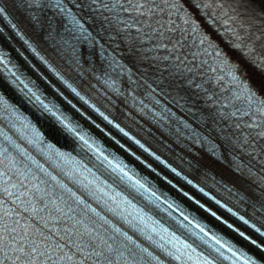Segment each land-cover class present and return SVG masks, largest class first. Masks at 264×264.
<instances>
[{
	"label": "snow or ice",
	"instance_id": "1",
	"mask_svg": "<svg viewBox=\"0 0 264 264\" xmlns=\"http://www.w3.org/2000/svg\"><path fill=\"white\" fill-rule=\"evenodd\" d=\"M197 7L203 8L205 14L211 13L212 23L222 26L236 49L244 50L249 56L258 58L256 62L264 67V0H200ZM0 25H2L0 35L6 29L15 30V35L19 36L28 49L38 56L46 66V71L51 73L54 79L46 75L41 67L32 65L42 77V81L46 82L45 89H42L37 84V80L25 77L17 70L15 64L10 65L2 52H0V73L19 89L23 98L38 114L39 119L47 120L62 135L67 134L73 140L79 141L81 148L101 159L105 167L111 168V172L115 173L114 178L125 187L134 189L156 209L166 211L161 208V204L167 203V210L180 211L183 219L188 223L183 224L178 221L179 226L193 236L197 235L193 229L199 228V231L204 233L199 239L209 245V248H211L209 244L211 240H215L221 249L225 247L218 237L209 236L205 227L196 222L195 218L185 214L180 205L167 200L162 201L161 195L148 178L140 177L136 169L125 163L115 152L105 154L99 146V141L85 130L76 118L84 119L86 114L85 111H81L78 103L74 102L77 98L78 101L99 112L108 125L117 129L128 141H134L148 156L154 157L160 164L165 163L159 155L151 152L139 140L129 135L119 123L109 119L91 104L76 86L25 39L20 31L21 26L47 41L59 57L66 61L68 71L78 73L82 81L81 86L91 89L94 95L99 92L97 85L123 95L119 88L121 77L125 78L124 83L133 90L147 86L151 90L148 96L152 99H155L152 93L156 91L153 84L159 87L161 92L172 89L171 102L201 130L193 127L188 120L176 116L171 109L164 110L167 116H162L160 113L156 115L161 119L172 117L176 122L175 132L178 138L184 137L191 141L192 145L198 146L217 160L223 161L226 156L229 157L236 173L250 181H256L259 191L252 190L250 194L249 192L241 194L227 185L224 187L231 195L238 197V202H246L251 208L252 215L264 223V97H260L255 90L246 85L243 91L233 93L226 104L220 102L219 107L212 108L213 104L218 103L215 99L217 92H213L212 89L224 80V76L210 75L216 71V68H213L203 57L211 55L218 58L217 67L227 66V75L231 77L233 83L239 79L236 66L230 64L224 53L204 34L197 22L185 11L181 0H6L5 5L0 6ZM160 50H163V54H160ZM20 55L24 56L23 52ZM24 59L27 60V57ZM28 63L31 64V61ZM97 67L103 70L102 75L98 74ZM92 78L96 80V84L92 83ZM140 103L143 105L141 111L148 107L143 101ZM155 103L159 104L160 101L155 100ZM225 106L235 110L225 113L221 111ZM12 109L14 108L4 97L0 96V114L4 110ZM12 113L15 114V111L13 110ZM217 116H226L235 120L225 130L217 124ZM88 118H91L90 115ZM92 123L101 133L111 136L120 149L125 152L130 151V147L126 148L111 131L105 132L94 120ZM25 127H31L37 141H45L34 125L26 123ZM0 136L5 140L10 139L3 131H0ZM28 143L32 144L33 141L28 140ZM48 147L54 146L48 144ZM184 147L189 153L192 152V148L187 144ZM23 154L21 150V155ZM131 154L136 161L156 173V169L147 158L142 160L135 152ZM56 155L61 159H68L61 151H57ZM27 159L49 177L62 193H57L56 198H50L53 196L51 186L45 191L41 185L46 181L35 183L37 177L35 174L29 176L30 170L29 172L15 170L18 178L16 181H12L5 170H0V193L7 196L14 206L8 208L4 201L0 200V264H47L48 261H51V264H86V262L104 264L102 260H94L93 257L100 258L105 253L122 256L121 248L131 251L129 246H135V241L127 232L113 225L112 221L102 216L91 204H86L72 188L52 175L32 156H28ZM86 170L91 172V169ZM172 171L180 176L176 169L173 168ZM156 174L159 176V173ZM64 175L68 174L64 173ZM258 175L260 178L257 181ZM69 179L76 183L85 195L99 203V197L88 187L92 181L83 184L71 176ZM26 180L29 181L27 184H25ZM184 180L193 188L198 187L187 176ZM199 190L204 192L203 188ZM100 191L103 190L96 189V192ZM14 192L15 196H13ZM115 195L120 196V193L117 192ZM183 195L189 200L192 199L187 191H184ZM204 195L207 196L208 193L204 192ZM109 199L115 202V197ZM215 202L224 207L219 200ZM125 203L135 207L131 201L125 200ZM200 207L203 208L204 205L201 204ZM106 210L136 228L131 220L121 216L116 209L107 207ZM228 211L233 216H238L245 225L250 224L245 216L233 212L231 208ZM21 212L26 213L27 216L22 217ZM88 213L102 223L92 220ZM169 215L171 216V212ZM212 215L216 216V213L213 212ZM13 217L14 220L11 219ZM216 218L220 219L218 216ZM22 219L23 223H21ZM148 219L151 220V217ZM33 220L38 221L39 226L32 223ZM57 221L61 222L59 227ZM90 223L94 224L97 230L94 231L93 227L89 226ZM105 225L107 228L103 227ZM251 226L255 227V225ZM101 228L104 229V233L111 230L107 239L100 232ZM163 231L166 232L167 229ZM256 231L259 232L260 229L257 228ZM109 240L112 243H109ZM67 245L71 246V254L66 250ZM184 247L191 246L185 244ZM90 248L92 250L89 252ZM76 253H80L82 258L77 259ZM220 255L228 259L222 253ZM232 255L236 256L237 253L232 251ZM53 256L54 260H52ZM246 256L248 259L244 264H264L262 259L247 254ZM37 257L41 259L38 260ZM173 258L179 259L178 256ZM107 264H113V261L109 260ZM116 264H120V261H116ZM124 264L127 262L125 261ZM203 264H213V261L205 260Z\"/></svg>",
	"mask_w": 264,
	"mask_h": 264
},
{
	"label": "bare ground",
	"instance_id": "2",
	"mask_svg": "<svg viewBox=\"0 0 264 264\" xmlns=\"http://www.w3.org/2000/svg\"><path fill=\"white\" fill-rule=\"evenodd\" d=\"M26 29V28H25ZM41 37V36H39ZM17 53V51H15ZM15 52H13V54H15ZM233 52V51H232ZM13 56H16V59L18 61L19 58L17 57V55H13ZM23 63V62H22ZM259 64V63H258ZM23 65H25L23 63ZM246 73L249 75V81L251 83V85L255 86L259 92L262 93V95H264V74H262L261 72H259L258 70L256 69H253L252 67L250 66H247L246 64ZM1 88V86H0ZM217 88V87H215ZM216 100H219L218 98ZM92 129V128H90ZM49 133L54 137L56 138L57 140L60 141L59 137L57 136L56 132H53V131H49ZM61 140L64 141L63 138H61ZM66 142V141H65ZM67 143L73 145L74 143L71 142V141H67L66 142V145ZM197 161L201 160L203 161V163L206 165V167L215 172L216 174L220 175V177L222 176L223 180L225 181H228L231 185H233L234 187L240 189L242 192H249V194L251 193V191L253 190V187L250 185L249 187L241 182H237L235 181L234 178H232V176L229 175L228 173V170L224 167H221L219 166L218 164L216 163H212L213 161L209 160L208 158H204V159H197ZM200 164V162H199ZM171 191V190H170ZM172 193L174 195H176L175 192L172 191ZM187 203V202H186ZM187 205H189L193 210H195V212H197L199 215L203 216L206 220H208L212 225H214L215 227H217L218 229H220L221 231H223L226 235H228L229 237H231L232 239H234L235 241H237V243L241 244L243 247H245L246 249L250 250L251 252H253L256 257H260V259L264 260V254H262L261 252L255 250L253 247H251L250 245H248L246 242H244L243 240L239 239L238 237H236L235 235H233L232 233H230L228 230L224 229L222 226H220L219 224H217L215 221H213L211 218H209L208 216H206L204 213H202L201 211H199L198 209H196L194 206H192V204H189L187 203Z\"/></svg>",
	"mask_w": 264,
	"mask_h": 264
}]
</instances>
